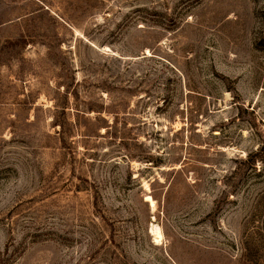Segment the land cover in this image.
<instances>
[{
	"label": "rangeland",
	"instance_id": "1",
	"mask_svg": "<svg viewBox=\"0 0 264 264\" xmlns=\"http://www.w3.org/2000/svg\"><path fill=\"white\" fill-rule=\"evenodd\" d=\"M0 264H264V0H0Z\"/></svg>",
	"mask_w": 264,
	"mask_h": 264
},
{
	"label": "bare ground",
	"instance_id": "2",
	"mask_svg": "<svg viewBox=\"0 0 264 264\" xmlns=\"http://www.w3.org/2000/svg\"><path fill=\"white\" fill-rule=\"evenodd\" d=\"M144 200L150 204V207L152 209H154V202L150 198V196L146 195ZM149 233L153 237V240H152L153 243H158L160 241L161 233H160V229L158 228V226L152 224L149 228Z\"/></svg>",
	"mask_w": 264,
	"mask_h": 264
}]
</instances>
